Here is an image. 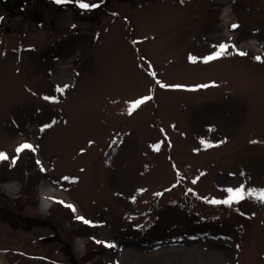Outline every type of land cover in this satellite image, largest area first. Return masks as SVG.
Wrapping results in <instances>:
<instances>
[{
    "label": "rangeland",
    "instance_id": "obj_1",
    "mask_svg": "<svg viewBox=\"0 0 264 264\" xmlns=\"http://www.w3.org/2000/svg\"><path fill=\"white\" fill-rule=\"evenodd\" d=\"M5 12L0 254L9 264H77L93 241L105 250L83 264H264V201L210 203L228 188L264 189V0H71L40 23ZM70 33L83 38L42 59ZM222 43L226 54L205 63ZM24 143L35 150L17 154ZM26 176L34 190L24 191ZM58 204L73 216L62 226L48 214ZM77 217L90 229L69 242L63 228L87 224Z\"/></svg>",
    "mask_w": 264,
    "mask_h": 264
},
{
    "label": "trees",
    "instance_id": "obj_2",
    "mask_svg": "<svg viewBox=\"0 0 264 264\" xmlns=\"http://www.w3.org/2000/svg\"><path fill=\"white\" fill-rule=\"evenodd\" d=\"M83 38L82 35L78 34V33H70V34H66L65 37L59 38L56 41H54L53 43H51L50 47L45 50L43 52V56L42 59H48V58H52L53 56H58L60 54L61 51H64L66 48L70 47L72 43H74L76 40L79 41ZM32 157H34L32 155ZM34 160V158H33ZM3 163V162H2ZM2 163H0V166L2 165ZM24 164H28L27 159L24 160V163L22 164V166L19 164H15L13 165L14 167L17 165H20V167L23 170V172L25 173V168H24ZM28 169V168H27ZM27 179L25 180V184L23 186L24 191L25 190H34L35 185H36V181L34 182L33 180V176H26ZM23 194V193H22ZM72 211V210H71ZM1 213H3L4 217L8 220V222L11 225H14V227H19L22 223V220H18L16 219L11 213L8 212V210L4 209L3 211H1ZM53 213V214H52ZM49 216L54 217L56 219V221L62 226L65 222L70 221L71 219H73V216L70 212V210H68L67 208H64L62 205L58 204L57 207L51 208V210H49L48 212ZM55 215V216H54ZM89 223L84 224V223H78V225H72L69 229L63 228L62 231H64L65 233H67V238L68 241L70 242V238L73 237L74 234H80V235H85L86 233V228H89ZM201 225V224H199ZM206 225V224H205ZM202 226V225H201ZM201 226H197V229L201 230V229H206L205 232H208L212 227H201ZM84 229V230H83ZM223 235V234H221ZM93 241V240H92ZM93 246H89L88 250L85 254L84 257H82L80 259L79 262H77V264H83L85 261L90 260L91 258L94 257V255H96V253H101V251L105 250V247L101 246L100 244H96L93 241ZM71 249H73L72 245L69 243L68 245ZM36 259L38 258H34V261H36ZM10 264H22V263H10ZM90 264H101L100 261L96 260L95 262H91Z\"/></svg>",
    "mask_w": 264,
    "mask_h": 264
},
{
    "label": "snow or ice",
    "instance_id": "obj_3",
    "mask_svg": "<svg viewBox=\"0 0 264 264\" xmlns=\"http://www.w3.org/2000/svg\"><path fill=\"white\" fill-rule=\"evenodd\" d=\"M56 2L57 3H65L66 0H56ZM79 6L81 8H88L90 5L87 4V3L81 2L79 4ZM95 6L96 5H91V7H95ZM231 27L233 29H236L238 27V25L237 24H232ZM228 47H229V45L223 44V43L220 44V45H218V51L215 52L214 54L208 56V57H205L204 58V62L207 63L210 60H215V59L219 58L220 56L226 54V51H227ZM240 55H245V53L241 52ZM190 59L193 60V61H195L196 58L190 57ZM256 59L260 60L261 58L260 57H257ZM153 75H155V74L153 73ZM158 83H159V81H158ZM65 87H67V86H65ZM161 87H177V88H179V87H182V86L181 85H164V84H161ZM198 87L207 88V87H209V85H199ZM57 90L58 91H61V92L63 91L62 88H58ZM45 99H51V98L45 97ZM149 99H151V97L150 96H147V97H143L141 99H138V100H136L134 102H131V104L129 106V114H131L132 111H134L137 107H139L141 104H143L145 101H147ZM49 126L50 125H46L45 127H49ZM207 146L210 147L212 145H207ZM154 147H157V150H158V146H154ZM24 149H32V150H35L31 144L24 143V144H21V145H19L17 147V149H16L17 154H19L20 152H22ZM8 158L9 157H8V155L6 153L0 152V160H6ZM15 159L16 158H13V160H12V163L13 164L15 163ZM38 163H39V161H38ZM64 179H68V178L65 177ZM227 192L229 193V195H228V197L226 199H224L222 201L212 200V201H210V203H214V204L223 203V204H227V205L231 206L233 203H238L239 201L245 199L246 196L253 195V194L256 195V198L257 199H259L261 201H264V189L259 190L257 193H253L252 190H248L246 192L245 191V188H244V185H241L240 187L235 188V189L228 188L227 189ZM157 195H159V194H157ZM61 203H63V202L61 201ZM67 206L69 208H72L73 211H75V208H74L73 205H67ZM77 218L80 219V220H84L83 217H77ZM84 222L85 223H89V221H87V220H84ZM98 243H99V241H98ZM107 246L112 247L113 245L109 244Z\"/></svg>",
    "mask_w": 264,
    "mask_h": 264
},
{
    "label": "flooded vegetation",
    "instance_id": "obj_4",
    "mask_svg": "<svg viewBox=\"0 0 264 264\" xmlns=\"http://www.w3.org/2000/svg\"><path fill=\"white\" fill-rule=\"evenodd\" d=\"M0 5L6 11V18H10L11 12H16V15L21 16L22 19H32L40 23L46 15L51 17L56 12L71 7V0H66L65 3H57L56 0H0ZM50 24L53 25L51 20ZM65 36L66 34H63L55 38L53 42Z\"/></svg>",
    "mask_w": 264,
    "mask_h": 264
},
{
    "label": "bare ground",
    "instance_id": "obj_5",
    "mask_svg": "<svg viewBox=\"0 0 264 264\" xmlns=\"http://www.w3.org/2000/svg\"><path fill=\"white\" fill-rule=\"evenodd\" d=\"M50 195H51V192L42 191V194H41V196H42V198H41V207L43 209L47 208V201H48L47 199H48V197H50ZM0 264H4L3 260L1 258H0Z\"/></svg>",
    "mask_w": 264,
    "mask_h": 264
},
{
    "label": "built area",
    "instance_id": "obj_6",
    "mask_svg": "<svg viewBox=\"0 0 264 264\" xmlns=\"http://www.w3.org/2000/svg\"><path fill=\"white\" fill-rule=\"evenodd\" d=\"M74 246L76 248L75 250H78L81 253L83 249V240L81 238H76L74 241Z\"/></svg>",
    "mask_w": 264,
    "mask_h": 264
},
{
    "label": "water",
    "instance_id": "obj_7",
    "mask_svg": "<svg viewBox=\"0 0 264 264\" xmlns=\"http://www.w3.org/2000/svg\"><path fill=\"white\" fill-rule=\"evenodd\" d=\"M0 258L3 260L4 264H9L7 259H6V257L4 255L0 254Z\"/></svg>",
    "mask_w": 264,
    "mask_h": 264
}]
</instances>
